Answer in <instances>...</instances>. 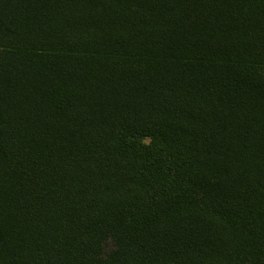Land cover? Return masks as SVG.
Wrapping results in <instances>:
<instances>
[{"label":"trees","instance_id":"16d2710c","mask_svg":"<svg viewBox=\"0 0 264 264\" xmlns=\"http://www.w3.org/2000/svg\"><path fill=\"white\" fill-rule=\"evenodd\" d=\"M0 264H264V0H0Z\"/></svg>","mask_w":264,"mask_h":264}]
</instances>
